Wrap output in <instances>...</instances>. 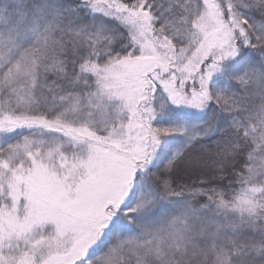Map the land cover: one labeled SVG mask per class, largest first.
<instances>
[{
    "label": "snow or ice",
    "instance_id": "1",
    "mask_svg": "<svg viewBox=\"0 0 264 264\" xmlns=\"http://www.w3.org/2000/svg\"><path fill=\"white\" fill-rule=\"evenodd\" d=\"M0 264H264V0H0Z\"/></svg>",
    "mask_w": 264,
    "mask_h": 264
}]
</instances>
